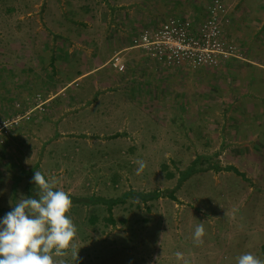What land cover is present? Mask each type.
<instances>
[{"label": "rangeland", "instance_id": "374dc122", "mask_svg": "<svg viewBox=\"0 0 264 264\" xmlns=\"http://www.w3.org/2000/svg\"><path fill=\"white\" fill-rule=\"evenodd\" d=\"M215 1L0 0V183L12 187L0 202V220L20 200L38 198L35 171L50 179L39 165L47 148L59 150L47 128L55 121L48 98L77 73L118 54L117 35L131 45L137 33L165 18L206 17L149 16L150 9H210ZM218 1L219 9H234L221 13L229 21L223 33L240 57L201 70L186 67L193 78L173 80L176 90L167 100H151L150 112L129 109L139 118L123 127L126 135L108 136L113 129L93 117L92 97L108 72L95 76L98 85L85 86L91 77L84 75L66 86L72 112L81 114L72 125V156L47 164L50 172L64 170L62 190L110 198L175 189L177 196L143 201L130 195L114 206V221L106 204L72 203L80 250L79 259L69 253L66 264H237L245 253L264 260V0ZM41 118L51 123L40 124ZM197 157L196 172L178 185L180 172ZM137 160L146 165L139 174ZM213 163L233 164L245 177L209 168ZM201 223L204 242L197 246Z\"/></svg>", "mask_w": 264, "mask_h": 264}, {"label": "crops", "instance_id": "0c3cea01", "mask_svg": "<svg viewBox=\"0 0 264 264\" xmlns=\"http://www.w3.org/2000/svg\"><path fill=\"white\" fill-rule=\"evenodd\" d=\"M208 7L207 9H150V13L148 15L156 16L158 14L184 12L192 15L200 13L205 15L206 13L207 16L211 11V9H208ZM228 10L230 12H234V9H220V14H227ZM161 23L162 22H160L158 25ZM113 45L115 46L113 52L121 54L122 61L127 64V68L124 71H119L117 68H115V70L117 69L116 71L104 70L106 65H111L109 63L111 57H108L99 66H96L91 70L81 71L79 73L80 75L77 73L74 79L66 83L63 87L58 88L57 92L48 98V101H51L48 107L49 114L52 115L51 120L55 121L52 127L51 125H48L47 128L52 129L51 131L54 134L55 139L53 140L55 143L54 146L58 147L59 150L52 149V154L51 149L47 148L49 151L45 152L42 160L39 162V165L40 167L44 168L43 172L46 173V175H48L50 178H56L58 182L56 185L57 189H63L62 183L64 179H62V175L64 170L62 168L54 169L51 170V172L54 173L52 174L47 164L54 157L64 158V156L69 154L72 156V125L73 121H77V118L81 114L72 112V97L71 95H64V93L69 89V86L66 87L67 85L73 83L75 79H79L84 75H86V77H91L87 82H85V86H87L88 83L90 85H98V82L95 81V76L98 75V78L105 72H108L107 78L105 77V81L100 80V87L94 91V97H92L90 106L92 111H96L93 117H99L104 124H107L108 129L109 127L113 129L112 131L108 132V136L118 138L121 135H126V132L123 131V127L126 126V124H132L134 119L139 118V115L136 112L130 113L129 109H131V111H149L150 109L146 106V104H149L151 100L154 101L155 99H163L165 101L167 100V94H170L176 90L175 87H172L174 82L173 80L176 82L180 81L182 84H187V79L189 77L193 78L194 73L186 70V67L188 66L178 68H164L148 58L142 50L133 47L132 44L130 45L129 43H126L125 40H122L121 35H117L116 42L113 43ZM158 67H160V69H164L165 71L160 70ZM192 67L197 68V70L208 68L207 65ZM194 83L196 86L195 89H198L196 80ZM180 88L183 91L187 88V85L181 86ZM160 94H163V97H159ZM153 107H151L152 110L157 108L155 105H153ZM100 108H102L100 110L101 113L98 114L97 109ZM160 108L162 107L160 106ZM140 116L142 117L143 114L140 113ZM43 123L45 125V123L51 122H49L47 119L45 121V118H41L40 124ZM40 124L38 125L40 126ZM64 146H67V148H65L66 151L63 150ZM68 180L71 181L70 179ZM0 195H2L0 197V202H6L7 196L10 198L12 195V187L10 186L9 189V186H3L0 183ZM70 215H72V210L69 216Z\"/></svg>", "mask_w": 264, "mask_h": 264}, {"label": "clouds", "instance_id": "9594fccd", "mask_svg": "<svg viewBox=\"0 0 264 264\" xmlns=\"http://www.w3.org/2000/svg\"><path fill=\"white\" fill-rule=\"evenodd\" d=\"M135 162L139 174L146 165L141 160ZM33 181L38 188V198L20 200L0 220V264H66L64 258L69 253L76 262L80 249L77 250L75 243L77 228L69 216L73 203L70 195L57 189L55 177L49 179L35 171ZM204 235L201 223L194 231L197 246L203 244ZM57 257L60 259H55ZM236 259L237 264H264V260L251 253Z\"/></svg>", "mask_w": 264, "mask_h": 264}, {"label": "built area", "instance_id": "2783aa9c", "mask_svg": "<svg viewBox=\"0 0 264 264\" xmlns=\"http://www.w3.org/2000/svg\"><path fill=\"white\" fill-rule=\"evenodd\" d=\"M218 2L212 4L203 20L171 16L156 27L144 28L132 38V46L164 68L217 66L229 58L240 57L237 45L224 37L223 24L228 19L220 14ZM110 63L120 71L127 66L119 53Z\"/></svg>", "mask_w": 264, "mask_h": 264}, {"label": "trees", "instance_id": "16d2710c", "mask_svg": "<svg viewBox=\"0 0 264 264\" xmlns=\"http://www.w3.org/2000/svg\"><path fill=\"white\" fill-rule=\"evenodd\" d=\"M115 136H118V135H115ZM199 160H200V158L197 157L189 167H187L185 170L180 172V177L178 179V185L182 184V182L184 180H186L187 178H189V176H191L193 173L196 172L197 168L195 166L197 165ZM209 168H214L218 171H220V170H226V171L232 170V171H234L238 174H241L242 176L245 177V173L240 171L238 169V167H236L233 164L221 166L219 164L213 163L209 166ZM175 191H176L175 189H163V190H154L151 192L135 193L134 191L129 190V191L124 192L122 194V196H120V197H110V198L103 197V196H97V197L92 198V197H79V196H75L72 194H69V195H70V198H71L73 203H102V204H106L109 215H110V219L112 221H114V219H113V208H114V206L120 202H123L130 195L138 196L143 201H148L150 199L159 198L161 196H168V197L176 200L177 196L175 195Z\"/></svg>", "mask_w": 264, "mask_h": 264}]
</instances>
